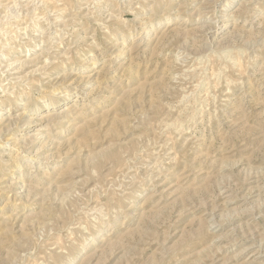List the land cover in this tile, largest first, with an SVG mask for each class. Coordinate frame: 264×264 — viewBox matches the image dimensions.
<instances>
[{"label":"rangeland","instance_id":"374dc122","mask_svg":"<svg viewBox=\"0 0 264 264\" xmlns=\"http://www.w3.org/2000/svg\"><path fill=\"white\" fill-rule=\"evenodd\" d=\"M169 262L264 264V0H0V264Z\"/></svg>","mask_w":264,"mask_h":264},{"label":"clouds","instance_id":"9594fccd","mask_svg":"<svg viewBox=\"0 0 264 264\" xmlns=\"http://www.w3.org/2000/svg\"><path fill=\"white\" fill-rule=\"evenodd\" d=\"M201 227H202V228L204 227V221H201ZM211 227H216V225L213 224V225H211ZM169 264H170V262H169Z\"/></svg>","mask_w":264,"mask_h":264}]
</instances>
